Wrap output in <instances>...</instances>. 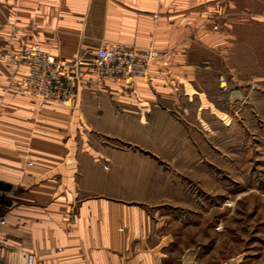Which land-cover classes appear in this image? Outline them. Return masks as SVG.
Segmentation results:
<instances>
[{
    "label": "crops",
    "instance_id": "crops-1",
    "mask_svg": "<svg viewBox=\"0 0 264 264\" xmlns=\"http://www.w3.org/2000/svg\"><path fill=\"white\" fill-rule=\"evenodd\" d=\"M239 1L0 0V54L36 42L82 61L62 106L29 95L25 67L0 59V182L16 183L0 207V264L28 253L36 264H165L173 238L154 208L171 188L153 157L193 152L174 108L211 118L194 59L213 36L207 11L220 19ZM244 5L264 17V0ZM108 42L164 55L148 78L99 80L91 64Z\"/></svg>",
    "mask_w": 264,
    "mask_h": 264
},
{
    "label": "rangeland",
    "instance_id": "rangeland-1",
    "mask_svg": "<svg viewBox=\"0 0 264 264\" xmlns=\"http://www.w3.org/2000/svg\"><path fill=\"white\" fill-rule=\"evenodd\" d=\"M207 21L213 36L194 62L207 67L199 80L212 116L174 108L193 152L153 157L171 188L170 201L154 208L173 238L165 264H264V17L241 0L220 19L207 11ZM15 190L16 183L0 182V207Z\"/></svg>",
    "mask_w": 264,
    "mask_h": 264
},
{
    "label": "built area",
    "instance_id": "built-area-1",
    "mask_svg": "<svg viewBox=\"0 0 264 264\" xmlns=\"http://www.w3.org/2000/svg\"><path fill=\"white\" fill-rule=\"evenodd\" d=\"M92 68L99 80L130 79L147 76L154 62L164 53L155 47H130L108 42L96 50ZM0 59L16 66L23 65L26 92L40 101L72 103L78 88V66L81 60L69 62L46 52L36 42H23L17 53L0 54ZM222 86L226 81L221 77ZM26 264H36L34 253L26 255Z\"/></svg>",
    "mask_w": 264,
    "mask_h": 264
}]
</instances>
